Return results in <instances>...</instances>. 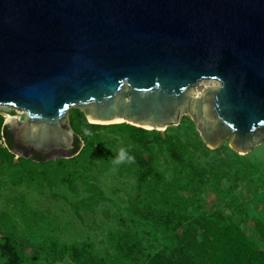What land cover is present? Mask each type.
I'll use <instances>...</instances> for the list:
<instances>
[{
	"label": "water",
	"instance_id": "95a60500",
	"mask_svg": "<svg viewBox=\"0 0 264 264\" xmlns=\"http://www.w3.org/2000/svg\"><path fill=\"white\" fill-rule=\"evenodd\" d=\"M0 105L27 112L9 129L47 159L75 155L70 107L149 128L190 114L207 145L247 153L264 140V0H0Z\"/></svg>",
	"mask_w": 264,
	"mask_h": 264
},
{
	"label": "rangeland",
	"instance_id": "374dc122",
	"mask_svg": "<svg viewBox=\"0 0 264 264\" xmlns=\"http://www.w3.org/2000/svg\"><path fill=\"white\" fill-rule=\"evenodd\" d=\"M216 85L207 79L195 89L200 94ZM68 115L81 138L79 151L40 163L6 147L3 126L27 112L0 105V264L13 262L4 234L23 252V264H79L68 247L81 251L80 245L97 256L114 248L116 264H205V232L227 222L264 250V140L247 153L232 147V137L212 148L190 114L163 128L130 122L93 127L99 123L78 107ZM132 127L147 132L139 136ZM129 145L133 160L114 164L118 150ZM86 164L95 166L93 189L79 177ZM123 242L136 253L129 263Z\"/></svg>",
	"mask_w": 264,
	"mask_h": 264
},
{
	"label": "trees",
	"instance_id": "16d2710c",
	"mask_svg": "<svg viewBox=\"0 0 264 264\" xmlns=\"http://www.w3.org/2000/svg\"><path fill=\"white\" fill-rule=\"evenodd\" d=\"M93 127L101 126V124H92ZM134 132L139 133L142 136L147 131L142 127H132ZM3 138L7 148H11L14 145V140L11 134L7 131V125L3 126ZM81 145V138L79 134L75 133L74 148L71 153L79 151ZM33 160L40 163L45 162L47 158L34 153L30 156ZM70 163L75 159H68ZM89 164L84 166V173L79 174L80 178H83L84 184L88 186V189L94 188V180L96 178L95 172ZM136 167L141 171H146L147 165L144 163H137ZM151 169L155 168L152 167ZM78 177L72 178L75 181ZM111 236V234H110ZM261 237L264 242V230L261 231ZM3 248L12 257V264H23V252L11 241L9 234H4ZM201 249L204 252L205 264H264V250L260 246L248 238L241 227L233 222H227L221 225L218 231H207L204 234V240L200 243ZM81 251L77 246L68 247V254L75 257L79 264H116L115 258L118 257V253L114 248H110L105 256H97L89 247H83L80 245ZM123 248V255L125 263H129L131 259L136 256L134 249L125 244L121 246ZM85 249L83 253L82 249ZM110 254V255H109ZM138 254V253H137ZM154 264H160L159 261ZM166 264H180V262L174 261V263Z\"/></svg>",
	"mask_w": 264,
	"mask_h": 264
},
{
	"label": "clouds",
	"instance_id": "9594fccd",
	"mask_svg": "<svg viewBox=\"0 0 264 264\" xmlns=\"http://www.w3.org/2000/svg\"><path fill=\"white\" fill-rule=\"evenodd\" d=\"M87 134V133H86ZM130 145L127 147H122L116 153L115 159L113 160L114 164H121L125 162H130L133 160V156L130 154Z\"/></svg>",
	"mask_w": 264,
	"mask_h": 264
},
{
	"label": "flooded vegetation",
	"instance_id": "af4514ba",
	"mask_svg": "<svg viewBox=\"0 0 264 264\" xmlns=\"http://www.w3.org/2000/svg\"><path fill=\"white\" fill-rule=\"evenodd\" d=\"M6 125H7V131L11 134V136H12V138H13V140H14L13 133H12L11 130L9 129L8 124H6ZM12 149H13V150H14V149L22 150L23 153H24L23 155H25V156H26V155H29V157L32 156L34 153H37V152L30 153V152L28 151V148H27L26 146H24V145H22V144H20V143H17L15 140H14V145H13ZM37 154H40V153H37ZM40 155H42V156L45 157L44 154H40ZM45 158H46V157H45Z\"/></svg>",
	"mask_w": 264,
	"mask_h": 264
},
{
	"label": "bare ground",
	"instance_id": "6f19581e",
	"mask_svg": "<svg viewBox=\"0 0 264 264\" xmlns=\"http://www.w3.org/2000/svg\"><path fill=\"white\" fill-rule=\"evenodd\" d=\"M209 80V79H208ZM89 121L91 122H98L97 120L90 119Z\"/></svg>",
	"mask_w": 264,
	"mask_h": 264
}]
</instances>
